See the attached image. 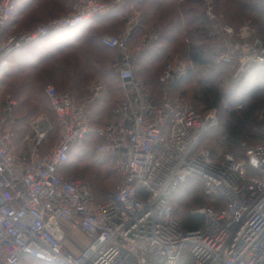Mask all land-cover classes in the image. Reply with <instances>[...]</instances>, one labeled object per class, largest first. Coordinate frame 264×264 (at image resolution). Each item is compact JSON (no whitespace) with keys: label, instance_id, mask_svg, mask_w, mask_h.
Returning a JSON list of instances; mask_svg holds the SVG:
<instances>
[{"label":"built area","instance_id":"built-area-1","mask_svg":"<svg viewBox=\"0 0 264 264\" xmlns=\"http://www.w3.org/2000/svg\"><path fill=\"white\" fill-rule=\"evenodd\" d=\"M211 24V38H220L240 63L239 82L256 65H264V41L249 26L235 30L217 13L215 0H201ZM127 0H76L69 13L40 23L31 31L10 34V21L19 0H0V76L11 56L41 43L56 30H74L97 15L118 10ZM137 13L124 35H104L101 44L117 50L113 64L123 91L112 109L113 119L94 126L90 104L106 94L95 85L91 96L79 101L72 91L45 87L58 131L48 150L52 127L45 116L32 123L28 149L19 148L14 127L17 102L8 97L0 111V264H264V112L257 129L262 142L242 143L244 154L226 153L214 159L201 148L204 135L218 126L215 110L198 112L167 93L154 97L147 82L136 76L134 54L152 48L158 32L146 33L129 49V36L139 23ZM237 36L238 44L231 38ZM184 72L168 64L161 74L166 86ZM242 108V106H239ZM99 140L117 185L106 203L95 200L90 187L63 168L75 146ZM192 177L218 208L200 206L190 212L202 219L185 230L174 215L172 194ZM67 224L76 225L89 239L79 255L65 247Z\"/></svg>","mask_w":264,"mask_h":264},{"label":"trees","instance_id":"trees-1","mask_svg":"<svg viewBox=\"0 0 264 264\" xmlns=\"http://www.w3.org/2000/svg\"><path fill=\"white\" fill-rule=\"evenodd\" d=\"M216 1L224 3L227 19L231 23L235 21L236 15L239 18H243V11H249L250 13H254L257 16H264V9L256 5L246 4L245 1L248 0H243L244 2H242V0ZM262 1L264 2V0ZM69 2L70 0H19L17 9L10 21L7 32L11 33V25L18 24H21L24 28H26L27 31H29L28 26H30V24L42 22L52 18L55 12L66 10ZM201 2V0H127L123 8L111 10L107 13L97 15L91 22L77 29L54 31L52 35L58 31L69 32L68 34H71V38L65 42H61L62 40H59V45H65V47H58L55 50V54H52V50H47L45 53L43 50H36L40 43H34L15 52L11 56L10 60L25 48L29 46L35 47L33 48L35 52H33V55L30 56H33L36 61L27 65V68L20 70V74L25 75L23 80L28 82L34 78L40 83L51 82L56 85L55 87L59 91H72L77 99L81 102L87 100L90 97L88 85L94 76L99 75L102 78L107 79L109 84L106 88V95L101 98H97L94 100L95 103L88 107V111L92 118V124L96 127L103 126L114 118L112 109L121 102L123 98V91L121 88L119 75L114 69L113 73L118 81L116 82L117 88H114L115 80L110 78V71L106 70V66L104 64L99 68L90 65L91 61L94 62L92 58L94 53L97 56L103 55L107 51L119 53L117 50L105 48L101 44L100 39L102 36H99L98 29L103 25H110L111 28L121 26L125 27L131 17L133 18L137 13L140 15L139 23L131 31L129 42H134L137 38H141L144 34H146V29L150 24H153V27H159L157 29L154 28V30L160 34L159 39L153 42V45H157V48H154L156 50H149L148 48L145 49L138 61L135 62L136 65L139 63L142 65L141 70H136V76L147 82L154 97H159L160 95L154 93L152 90L149 81L140 76L139 73L147 77L150 73L149 66L151 67V65L154 66L159 64L165 56L169 59L172 53V50L170 49H174L171 47H175L179 44V38L177 37L178 34H183L187 40L190 39L195 41L194 39L196 36L200 38V41L207 40V38L201 35L208 29L209 26ZM235 6L238 11L237 13H233ZM21 17L24 19V22L22 23L19 20ZM256 20L258 19H255V21ZM261 22L262 21L259 23ZM259 28L261 31H264V22L262 26H259ZM152 30L153 28L151 31ZM188 46L189 52L187 56L197 67H209L215 65L224 68L222 64H216L215 60L217 56L215 54L218 52L217 48L213 50V53H215L214 55H209V53L204 50L206 45H196L194 42H192L188 44ZM92 49L94 53H92ZM119 58L120 56L114 59L112 68L113 64ZM73 62L74 64H72ZM94 63L96 65L98 64V62ZM262 73L263 72H261V70L258 72L254 71L252 74L254 78H252L251 84H249L244 94H240L237 90L234 94L235 100L228 102L229 104L224 102L223 94L212 84L204 86L199 93L202 97L201 101L206 105V108L205 112H200L197 108H195L198 112L206 113L212 109H223V107L225 108V111L229 112L227 115V120L225 121V132L220 138L219 143L221 146H226V148L230 150L228 153H233L237 157H242L244 154V148L242 147L243 142L248 141L249 143H257L263 141V137L257 133V129L262 125V122L259 120V116L262 112H264V108H261L258 104H256L257 100H259L257 99L256 95L264 89V73ZM256 75H260V77L258 76L255 78ZM182 82L183 81L180 80L177 84L180 85ZM71 84L73 85L70 86ZM177 84L174 86H178ZM258 84H260L259 87H257ZM30 95L31 96L26 99V102L31 101L32 98L37 96V93L31 91ZM248 99L253 100L254 103L251 104L248 102ZM46 100L49 103L47 98ZM236 102L243 104V108L239 110L235 108ZM50 135L45 143L44 151L48 150L53 143H51V141L55 140L56 135L52 137ZM204 137L201 141L200 147L207 149V147L203 145ZM19 140L20 139L18 136V142ZM87 140L96 141V143L99 145V140L96 137H88L87 139L79 142L75 148ZM98 145L97 154L95 151L93 152L90 149V145L86 149L81 148L79 155L76 156L75 159L74 148L72 159L63 168L62 173L65 175L72 174L81 177V179L84 181H87L95 200L99 203H106L107 201L102 202L101 200L109 197V194L112 191L113 183L111 174L113 175V173L108 169L110 165L109 159L99 153ZM210 152L216 160H220L224 155L219 154V156H216L219 153L216 152V150H210ZM190 183H193V186H190ZM179 188L178 190L184 193V196L179 202L184 203L186 207L190 206L191 204L189 198H192L193 194L197 193L199 190L202 191L204 198L212 200V198L204 194L202 182L197 177L190 178L188 183L182 185ZM192 200L194 201V198ZM196 201L200 202L199 198H197ZM171 202L173 205L172 197ZM212 202L213 204L211 205L200 206H211L213 208L219 207L218 202L220 201H218V199H215V201L212 200ZM174 215L181 221L182 228L185 230L198 228L203 222L201 218L194 217L191 214L184 216L183 219H180V217L175 214V211ZM36 262L43 263L37 260H30L29 264Z\"/></svg>","mask_w":264,"mask_h":264},{"label":"rangeland","instance_id":"rangeland-1","mask_svg":"<svg viewBox=\"0 0 264 264\" xmlns=\"http://www.w3.org/2000/svg\"><path fill=\"white\" fill-rule=\"evenodd\" d=\"M74 1L76 0H70L69 5L66 7L67 11L63 10L61 12H55L52 18L61 17V16L68 14L70 4ZM242 2L244 1L242 0ZM245 2L246 4L256 5L264 9V2L262 0H248ZM215 5H216L217 13L223 16L225 23L227 24L230 23L229 25L232 26L236 31L244 26H249V28L253 31L254 36L264 41V31H261L259 28V26H262L264 22V16L262 15L257 16L254 13H250L249 11L248 12L243 11L244 17L239 18L236 15L235 21L231 23L227 19V14H226V10L224 7V3L219 2V1L217 2L215 0ZM233 10H234L233 13L238 12L236 6L234 7ZM50 19H47L42 22H35V23L30 24V26H28L29 31L33 30L40 23H45L49 21ZM255 19H258V20L255 21ZM19 20L21 23L24 22V19L22 17L19 18ZM206 20L208 21V19ZM260 21L262 22L259 23ZM208 24H209L208 29L201 34L203 37L207 38L206 41H200V38L197 36L194 39L195 41H192L190 39L187 40L183 34L181 35L178 34L177 37L179 38V44L175 47H171L174 49H170L172 50L170 58L168 59L165 56L159 64L154 65V66L151 65V67L149 66L150 73L148 74L147 77L139 73L140 76H142L143 78L149 81L154 93L160 96H162L164 93H167L172 98H178L180 100H184L186 103L192 105L194 108H197L200 112H205V108H206V105L202 103L201 101L202 97L199 94L201 89L204 86H208L211 84L214 85L223 94L224 102L229 104L228 102L235 100L234 94L237 90L239 91L240 94L242 95L244 94L249 84H251L252 78H254V76L252 75L254 71L258 72L259 70H261V72L264 73V65H256L252 67V69L248 72L247 75L243 77L241 81L235 82L234 74L239 67V63H240L239 57L237 53H235L234 55L229 54V51L225 48L224 46L225 43L222 39L209 37L208 32L211 28V24L209 21H208ZM153 26H154L153 24L149 25V27L146 29L147 33L156 32L154 28L156 29L159 28V27H153ZM152 28L153 30L151 31ZM123 29H124L123 26L111 28L110 25H103L101 28L98 29V34L100 37L104 35L121 36L126 33ZM25 31H27L26 28H24L21 24H18L15 29H11L10 34L25 32ZM68 33L69 32H64V31L55 32L51 37L44 40L43 43H40L36 50L38 49L39 51L43 50L44 53L47 50H52V54H55L56 53L55 50L58 47L60 48L65 47V45H62V46L59 45L60 44L59 40H62L61 42H65L66 40L71 38V34H68ZM139 40L140 38H137L134 42L133 41L129 42V49L132 50L134 45ZM231 41L233 42L234 45L239 43L237 36H234L233 38H231ZM192 42H194L196 45H199V44L206 45L204 50H206V52H208L209 55H214L215 53H213V50L217 48L218 52L217 54H215L217 56L215 60L216 64L217 65L222 64L224 68H221L215 65L209 66V67H197L193 62H191V60L187 56L189 52L188 44ZM156 46L157 45H154L149 50H156L154 49V48H157ZM33 48L35 47L29 46L25 48L24 50L20 51L17 55H15L9 61V64L6 67L5 72L0 76V111L5 103V100L8 97L15 98L17 102V106L14 110V127H15V130L18 132V136L20 139L19 146L23 149H28L30 145V137L32 134V123L35 120H37L39 117L45 116L47 118L49 124L52 127L51 135H50L51 137L56 135L58 131V123H57L55 114L50 108L49 103L47 102L45 98L46 96H45V91H44L47 85H54V86L56 85L51 82L40 83L34 78L33 80L25 82L23 80L25 75L20 74V70L27 68V65L36 61V59L33 56H30V55H33V52H35ZM91 51L92 53H94L93 49ZM141 54L140 55L134 54L135 62L138 61ZM118 56H120L119 53L110 52V51H107L103 55H100V56H97L94 53L92 58L94 62H98V64L96 65L93 61L90 62V65L93 67L99 68L103 64L106 66V70L110 71V75H111L110 78L115 80L114 88H117L116 82L118 81L113 73L112 63L114 59L117 58ZM72 64H74V62ZM168 64H173L175 67L180 68L182 72H184L183 75L180 78L176 79V82L170 86H166L165 84H163L160 78L163 70ZM135 67H136V70L142 69V65H140V63L137 65L135 64ZM258 74H261V73H258ZM258 76L260 77V75ZM258 76L256 75L255 78ZM17 77H20V78H17ZM180 80L183 82L180 85H178L177 83ZM98 84H101L105 88H107L109 83L107 79H104L99 75H96L89 82V85H88L89 91L91 90L93 86L98 85ZM176 84L178 86H174ZM72 85L73 84H71L70 86ZM259 85L260 84L256 86L259 87ZM27 88L30 90H28ZM31 91L37 93V96L32 98L31 101L26 102L27 101L26 99L31 96L30 95ZM261 91L260 93L256 95L257 99H259L257 100L256 104H258L259 107L264 108V89ZM89 93H90L89 95L91 96V91ZM248 100H249L248 102H250L251 104L254 103L253 100H250V99ZM239 106H242L243 108V104L236 102L235 108H237L238 110L242 109ZM212 110H215L217 113V117L219 120L218 126L214 129H211L210 131L206 133L204 140H203V145L207 147V149L216 150V152H219L216 155V156H219V154H225L226 152L228 153L230 151L228 148H226V146H221V144L219 143L220 138L223 136L225 132V121L227 120V115L229 112L225 111L224 107L223 109H220V110L219 109H212ZM103 123H106V122H103ZM52 142L53 140L51 141V143ZM90 145H91L90 149L93 152L95 151L97 154L98 144L96 143V141L87 140V141L82 142L79 146L75 148L74 159L76 158V156L79 155L81 148L86 149ZM108 169H111V164L109 165ZM111 172L113 173V171ZM63 175L65 177H75L83 181L87 185H89L88 182L81 179V177H78L72 174H66V175L63 174ZM111 176H112L111 179L113 183V188H112L111 193L109 194V197L117 185V178L115 174L113 173V175L111 174ZM189 180L181 184L179 187L188 183ZM189 185L193 186V183H190ZM179 190L177 189L173 193L172 201H173V208H174L175 214L178 217H180V219H183L184 216H188L192 210H194L200 205L213 204L212 200L208 198H204L202 191L199 190L197 191V193L193 194L192 198L191 197L189 198L191 201V204L190 206L186 207L184 203L179 202L180 199L184 196V193ZM109 197H106L101 201L106 202L108 201ZM193 198H194V201L192 200ZM197 198H199L200 202L196 201ZM71 230H72V233H70L69 237L65 240L64 244H65V247L69 249L72 253L79 255L80 253L84 251L85 247L89 245V241L75 226L72 227ZM33 264H43V263L36 262Z\"/></svg>","mask_w":264,"mask_h":264},{"label":"crops","instance_id":"crops-1","mask_svg":"<svg viewBox=\"0 0 264 264\" xmlns=\"http://www.w3.org/2000/svg\"><path fill=\"white\" fill-rule=\"evenodd\" d=\"M106 1H109V0H106ZM16 26L17 25H11L10 26V30L11 29H15L16 28ZM125 32H127V30H128V23L125 25V27H124V29H123ZM106 95V94H105ZM105 95H102V96H100L99 98H101V97H103V96H105ZM96 100V99H95ZM93 103H95V101H93L91 104H90V106L93 104ZM19 144V143H18ZM19 148H21L20 146H19ZM76 227V228H78L76 225H74V224H67L66 225V229H67V233H68V237H69V235H70V233H72V230H71V228L72 227ZM78 230L87 238V236L78 228ZM87 240L89 241V239L87 238ZM74 254V253H73ZM76 255V254H75Z\"/></svg>","mask_w":264,"mask_h":264}]
</instances>
